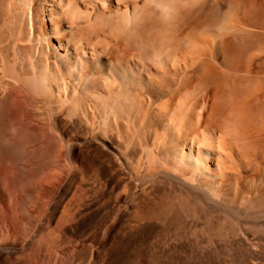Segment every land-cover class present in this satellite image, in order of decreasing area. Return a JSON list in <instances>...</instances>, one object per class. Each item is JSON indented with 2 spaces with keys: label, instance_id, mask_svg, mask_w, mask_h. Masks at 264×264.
I'll return each instance as SVG.
<instances>
[{
  "label": "bare ground",
  "instance_id": "obj_1",
  "mask_svg": "<svg viewBox=\"0 0 264 264\" xmlns=\"http://www.w3.org/2000/svg\"><path fill=\"white\" fill-rule=\"evenodd\" d=\"M11 1L7 0L6 8V0H0V22L3 23L4 18L6 19L9 15L8 24L3 26L5 22L0 23V47L2 46V50L5 52L1 50L4 55L1 52L0 60L5 63L6 59V65L0 63V66L3 65V68L8 72L5 79L0 75L4 79L0 78V264H229L232 262L236 264H264V118L261 115H259L262 118L260 120L256 117L253 118V116H257L255 114L256 107L260 106L262 109L261 104H264V89H262V94L257 91L258 94L254 91L256 95L252 93L253 91L250 92V95H255L251 99L246 96L248 92L245 93L246 97H239V95H244L241 93L243 88L240 89V92L235 88L232 96L233 101L227 109L229 113L226 114L225 110V114L228 116L230 114L234 122V125L231 121L229 122L231 127H234L233 132L232 129L222 130L221 134L222 136L225 132L227 134L232 132L229 133L232 135V140H226L222 136L218 146H206L208 143L205 142V145L201 140L200 134L202 133L198 134L193 131L196 128L197 132L198 127L192 126L194 121L190 116L200 117L199 115H201L194 114L196 112L193 107L195 104L192 106L194 112L190 114L185 112L190 118L188 122L186 121L188 118L185 117L186 120H177L175 115L178 110L176 108L173 110L175 104H179L177 107L180 108L186 107L185 104L180 105V100L183 98L182 92H185L187 87L190 89L193 82H191V86H189L190 83L184 88L185 91L183 84L188 81L184 78L182 79L183 83L181 82L179 85L177 84L179 81H176V88L159 89L160 87L154 83L151 76L145 78L143 73H148L149 70H143L133 64L138 59L136 58L138 53L131 51L136 54L135 57L133 53L128 52L130 57L126 58L128 54L122 47L126 55L124 56L125 63L122 62L124 64L119 60L115 61L122 54L119 49V54L115 52L116 50L114 51L118 54L113 56L114 60L112 57L108 58L107 54L105 57L89 53L91 47L88 46V42L90 40L86 42L82 38L83 35H77L78 31L86 27H75L66 34L62 29L64 25L54 19L55 16L58 17L57 14L61 11V5L65 0L50 2L49 17L54 19L55 24L57 23L51 28H48L44 23L39 24V16L35 7L37 0H13L14 3ZM145 1L147 2V0ZM165 1L166 5L164 6L163 1L158 3L163 6L158 5L159 9H167L171 5L174 8L175 4L167 3L168 0ZM179 1L182 2V0ZM235 1L205 0L204 3H208L211 7L222 8V10L216 9L221 12L219 19L215 17L214 23H212L209 22V17L208 21L206 20L209 23L203 21L206 24L203 23L197 29L193 28L195 29L193 33L196 30L200 31L201 28L208 29L218 26L220 21L236 13V5L241 0ZM172 2L175 3L173 0ZM244 3L248 6V10L250 9V12L247 9L244 10L248 14V21L245 24L248 26L250 24L252 28H255L253 35H260L264 38V25H262L264 24V0H246ZM246 5L244 4L243 7L246 8ZM243 7L241 5L240 8ZM240 8L239 10H241ZM169 9L175 11L176 8ZM184 9L185 6L182 11L178 9L176 12L180 11L182 14L184 11V15L189 14L190 11H186L190 8H186V11ZM200 9L202 8L200 7ZM67 11H65V15H68ZM213 11L212 14L215 13ZM96 12L94 15H98V10ZM167 12L165 13L167 14ZM206 12L209 11L205 9ZM104 13H99L97 18L94 16L93 18L96 19L94 22L99 21L97 19H100V15ZM165 13L164 15H166ZM205 13L204 16L207 14ZM209 14L211 15V13ZM67 19L68 17L65 20ZM134 19L135 23L138 19L136 17ZM157 20L161 19L153 20L156 25ZM101 22L104 23L105 19ZM136 22L138 23V21ZM243 22L245 21L243 20ZM230 23L226 25V28H230L225 29L226 31L222 29L221 34H224L223 31L226 32V35L236 33L242 27L241 31L245 32L244 23L237 27L235 25L239 23L236 21V24H232L235 27H231ZM96 25L99 24L96 23ZM133 25L135 26V24ZM160 25L166 30L165 24L164 26ZM166 25L168 24L166 23ZM27 26L30 28L33 26L34 41L37 44L43 43L44 34L45 36L47 34L55 35L54 39L52 37V40H55L54 43L51 40L44 41L40 54L37 55L38 57L36 56L35 60L32 59L34 55H31L30 45L17 47V44L15 46L16 40L12 39L18 27H23L24 31L21 29L23 33H19L17 37L22 38L23 35H26ZM187 26L189 27V25ZM251 27L246 30L249 31ZM131 29L121 42L124 43L130 38ZM90 30H95V28L92 27ZM84 31L86 32L83 30L82 33ZM96 31L103 30L100 28ZM133 31L136 34L139 32L138 30L136 32L134 28ZM98 33L96 36L99 35ZM87 34L88 32L85 36ZM235 35H231L233 41ZM27 36L29 40L31 37ZM136 36L134 35L133 38H137ZM221 36L219 35V37ZM214 37L213 39L216 38ZM170 38L167 39L171 40ZM187 38L186 36V40ZM240 39L238 38L237 41ZM259 40L256 41L258 44L262 42ZM11 41L15 43L12 45ZM92 41L95 42V40ZM147 41L144 40L143 44ZM163 41L166 39L163 38ZM94 42L93 46L96 45ZM188 42L184 44L187 45ZM228 42L226 40L221 45L226 46ZM218 43L220 44V41ZM29 44L31 43L29 42ZM143 44L141 43L144 47ZM129 45H131V41ZM132 45L130 48L135 47V44L132 43ZM249 46L253 48V44H249ZM258 47L257 51L264 53L263 44L262 47L261 45ZM117 48L115 46V49ZM155 48L152 47L149 50L152 51ZM260 48H262L261 51H259ZM36 51L35 53H37ZM106 52L109 53V50ZM233 53L235 52L233 51ZM45 54L46 59L43 56ZM154 58L157 60H153V62L161 61L155 55ZM262 59L264 61V58ZM262 66L264 68V65ZM212 68L214 66L208 69L214 70ZM205 70V73L202 71L204 76L209 73ZM241 70L239 71L241 72ZM199 72L201 71H196L198 74L195 75L200 76ZM238 72L235 71V74ZM244 73L246 74V72ZM184 75L186 74L184 73ZM190 76L187 78L191 81ZM198 76L195 78L197 79ZM241 76L243 77V75ZM230 78L232 79V77ZM233 79L235 80V78ZM248 79L250 78L248 77ZM226 80L222 81L226 82ZM254 80L253 82H255ZM222 81L219 82L221 85ZM242 82L244 84L245 80ZM248 82L252 81L248 80ZM248 82L246 81V83ZM212 84L215 86L214 83ZM252 84L249 86H252L251 90L259 91L254 87L257 82ZM225 92L227 93V91ZM205 97L207 98L208 94ZM229 98L231 99V97ZM229 98L226 97L227 100H230ZM173 100L180 101V103H174ZM204 100L206 101V99ZM157 101H162V104L159 106ZM201 103L199 104L198 101L197 106ZM209 107H214V105ZM186 109L189 111V108ZM198 109L197 111H199ZM222 109L224 110V108ZM258 109L257 111L264 112V109ZM222 115L224 114L222 113ZM262 116L264 117L263 114ZM210 118L208 117L209 121H206V117L203 118L205 122L200 120L206 125V122H210ZM190 120H192L190 125L194 129H191V126L187 128L185 125L190 123ZM200 120H197L196 123L199 124ZM220 122L218 120V125H212L218 132L220 125L225 124L224 127H221L222 129L229 126L225 121L224 124ZM204 126L202 125V127ZM206 138L208 137L205 136L203 140H207ZM212 144L214 143L212 142ZM244 150L245 152L248 150V155L253 151L254 155L258 151L257 154L260 153L258 157L262 158L263 162L258 161L260 164L257 163L254 166L253 162H249L252 157L255 159V155L252 157L246 155L250 158L247 159L245 153L243 154L246 158L242 156L244 161L248 160L249 162L246 161V163L252 164L255 169L252 174L245 177H241L238 173L230 174L231 181L233 180L236 185V190L231 197L232 193L230 194L226 189L227 185L222 178L231 166V169L235 168L234 171L237 172L242 169L234 160V156ZM209 162L214 163L215 169L207 166ZM227 163L232 165L228 168ZM241 184L242 187H240ZM191 230L193 232L190 234ZM228 230L229 232L231 230L230 234H227ZM98 245L100 249L97 248Z\"/></svg>",
  "mask_w": 264,
  "mask_h": 264
},
{
  "label": "rangeland",
  "instance_id": "obj_2",
  "mask_svg": "<svg viewBox=\"0 0 264 264\" xmlns=\"http://www.w3.org/2000/svg\"><path fill=\"white\" fill-rule=\"evenodd\" d=\"M8 1H11V0H8ZM15 1V0H14ZM14 1L12 0L11 2H13L14 3ZM47 1V2H46ZM51 1H53V0H37V4H36V13H37V15L39 16V24H42V23H44V25H46L48 28H51V26H55L56 24H55V22L53 21L54 19L55 20H57V22L59 21V22H61L64 26H63V32L64 33H69V31H71V29H75V27L76 28H84V27H86L85 29H83V30H86V32H88V34L85 36V34H86V32L83 34L82 33V31L83 30H81V31H78L77 33H79V34H77V35H83L82 36V38L86 41V42H88V40H90V41H92V40H95V42L94 41H92L91 43H90V41L88 42V46L89 47H91L90 48V51H89V53H91V54H93V55H101V56H107L108 58H110V57H112V60H114L115 58V56L116 55H118L119 53V50L120 51H122V52H120V54H121V56L120 57H118L119 59H117V60H115V61H118L119 60V62H124V61H126L125 60V57L124 56H126L125 55V53L127 52V54H128V52H130L131 53V51H133V52H135V53H138L137 54V57H136V54L135 53H133V55H135V57L136 58H138L137 60H136V62H134L133 64H135L136 66H138V68H142L143 70L144 69H147V70H149V72L148 73H143V74H145L144 76H145V78H148L149 76H151V78L154 80V83L156 84V85H158L160 88L159 89H164V88H166L167 89V87H169L170 89H172V87H177L176 85L178 84H181V82L183 81L182 79L184 78V80H187L188 81V83H184L183 85V89L184 88H186V86H188L191 82H193V86H191L192 85V83L189 85V86H191L190 87V89H189V87H187V90L186 89H184V91L185 92H182L183 93V98L180 100L181 101V103H180V101H177V102H179L180 103V105L181 104H185L184 106H186L185 108L183 107V108H180V107H177L178 105H176L175 104V106H174V108H173V110H175V108H176V110H178V112H177V114L174 116L177 120L179 119H185V118H188L186 121L188 122L189 121V119L191 118L193 121H194V123H192V120H190V123H186L185 125H186V127L188 128L189 126H191L190 124L192 123V126L193 125H195V127H198L197 128V132H196V128L194 129L192 126H191V129H194L193 131L195 132V133H198V134H200V133H202V134H200L201 135V140L204 142V144L206 145V143H208L206 146H210V145H214V147L217 145L218 146V143H219V141H220V137H225L226 138V140H230L232 137V135H230L232 132H233V128L234 127H231V124H229V122L231 121V123L233 124L234 122H233V120L231 119L232 117H231V115L229 114V116L228 115H226V114H228L229 112L227 111V109H228V107H229V104L230 103H232V101H233V91H235L236 89H238V91L240 92L241 90L240 89H242V91H241V93L242 94H244V95H239V97H246V96H248V98L250 97L251 99L253 98V96H255L256 95V93L257 92H261L260 94H262L263 92H262V89H264V72H263V70H264V68H263V66L262 65H264V61H262L263 59L262 58H264V56H263V54L264 53H262V52H258L257 50V46H259L260 47V45H261V47H262V44H263V48H264V38H262V36H257L256 34L255 35H253L254 34V32L253 31H255L254 29L255 28H252L251 26H250V24H249V26H248V24H245V23H247L246 21H248V14H246V11L244 12V10L245 9H247L248 10V6L246 5V3H244V1L246 2V0H241V2L243 1V3L246 5L245 7L246 8H244L243 6H244V4L243 3H241V2H239V3H237V5H236V13H234V14H232V15H230V16H228L227 18H225L223 21H220L221 23H223V24H221L220 22H219V24H217L218 26H215V27H213V28H201V29H199L200 31H198V30H196V31H194V33H193V30H195V29H197V28H199L201 25H203V21H205L206 22V20L208 21V18H209V22H212V23H214V18L216 17V18H218L219 19V13H221L220 11H217L216 9H218L219 10V8H220V10H222V8L221 7H211V6H209L208 5V3H204V1L205 0H182V2H180L179 0H173V1H175V3L174 2H172V0H170V2H169V0L167 1V3H172L173 5H174V8L173 7H169L168 6V10L167 9H164V8H161V9H159L158 7H160V6H158V5H161V7H163L164 5H166V1L165 0H147V2L145 1V0H120V1H116V0H65L64 1V3L61 5L62 6V9H61V11H59L58 12V14H57V16L58 17H54V19L53 18H51V17H49V5H50V2ZM161 1H163L164 3H162ZM235 1V0H234ZM238 1H240V0H238ZM237 0L235 1V2H238ZM39 2V3H38ZM162 3L163 4V6H162V4H158V3ZM186 2H191V4L189 5V3H186ZM6 8H7V5H8V2H7V0H6ZM41 3V4H40ZM134 3V4H133ZM145 3H147V4H145ZM185 3V4H184ZM195 3H197V5H195ZM183 4H184V6H185V11L187 10V9H189L190 8V10H187L186 12H188V11H190L189 12V14L188 13H186L185 15H184V11L182 12V14H181V12L180 11H182V9L184 8V6H183ZM200 4H202V5H200ZM204 4V5H203ZM168 5V4H167ZM199 5H200V7L202 8V9H200V7H199ZM241 5H242V9L240 8L241 7ZM65 8H64V7ZM135 6V7H134ZM138 6V7H137ZM191 6V7H190ZM38 7V8H37ZM68 7V8H67ZM72 9H71V8ZM110 7V8H109ZM140 7V8H139ZM199 7V8H198ZM210 7V8H209ZM67 8V9H66ZM102 10V11H99L100 9ZM132 8V9H131ZM137 8V9H136ZM157 8V9H156ZM169 8H172V9H175V11L174 10H171V9H169ZM180 10L179 12L177 11L176 12V10H178V9ZM187 8V9H186ZM196 8V9H195ZM239 8L241 9V10H239ZM103 9H104V11H103ZM199 9V10H198ZM205 9L206 10H208L209 12H206L205 13ZM67 10H70L71 12H68ZM96 10H98V12L99 13H103V12H105V13H107V14H101L100 15V19L101 18H103V19H105V22L104 23H100V21L101 20H103V19H97V20H99V21H95L94 22V20H96L95 18H97V16H99V13H98V15L96 14V15H94L95 13H97L96 12ZM109 10V11H108ZM114 10V11H113ZM153 10V11H152ZM162 10V11H161ZM200 11V12H198V11ZM213 12H215L214 14H212V11ZM8 11V10H7ZM44 11V12H43ZM65 11H67L68 13V15H65L64 13H65ZM112 11V12H111ZM159 11V12H158ZM168 11V12H167ZM196 11V12H195ZM203 13H202V12ZM211 11V12H210ZM249 12H250V9L248 10ZM38 12H40V13H38ZM108 12H109V14H108ZM117 12H119V14H116ZM147 12V13H146ZM152 12V13H151ZM156 14H155V13ZM165 12H167V14H169V15H167ZM170 12H171V15H170ZM176 12V13H175ZM243 12V13H242ZM7 13V12H6ZM9 13V12H8ZM115 13V14H114ZM164 13L166 14V15H164ZM181 15H180V14ZM195 13V14H194ZM196 13H198V14H196ZM204 13L206 14V16H204ZM209 13H211V15L209 14ZM241 13V14H240ZM112 14V15H111ZM199 14H201V15H199ZM209 14V15H208ZM246 14V15H245ZM6 15H8V14H6ZM121 15V16H120ZM137 15H138V17H137ZM193 15H195V16H193ZM218 15V16H217ZM64 16V17H63ZM94 16H96L95 18H93ZM105 16H107V17H105ZM155 16V17H154ZM163 16V17H162ZM171 16V17H170ZM176 16V17H175ZM178 16V17H177ZM183 17V19H181V17ZM184 16H185V19H184ZM247 18H246V17ZM6 17V16H5ZM60 17H61V19H60ZM68 17V19L67 20H65L66 18ZM117 17V18H116ZM129 17V18H128ZM136 17V19H138V20H136V21H138V23L135 21V23H134V18ZM145 17V18H144ZM161 17V18H160ZM165 17H166V20H165ZM174 17V18H173ZM186 17H187V19H186ZM192 17V18H191ZM202 17V18H201ZM62 18H64V19H62ZM76 18V19H75ZM119 18V19H118ZM124 18V19H123ZM141 18V19H140ZM161 19V20H163V21H161V20H157V25L156 24H154V19L156 20V19ZM163 18V19H162ZM170 18H171V20H170ZM176 18V19H175ZM234 18H235V20H234ZM239 18V19H238ZM244 18V19H243ZM247 20H246V19ZM7 19V20H6ZM4 18V25L3 26H5V24H8V20H9V15L7 16V18ZM93 19V20H92ZM118 19V20H117ZM141 21H140V20ZM169 19V20H168ZM242 19V20H241ZM63 22H62V21ZM65 20V21H64ZM108 20H110V21H108ZM174 20V21H173ZM186 20V21H185ZM211 20V21H210ZM239 20V21H238ZM243 20L245 21V22H243ZM91 21H93L92 23H91ZM107 21V22H106ZM142 21H143V23H142ZM160 21H161V23H160ZM175 21L177 22L176 24H175ZM183 21V22H182ZM235 21H236V23H239L238 25H235L236 27L237 26H241L242 24L241 23H244L243 24V26L245 25V27L246 28H244L245 29V32L244 31H241L242 29H243V27L242 28H240V29H238V30H240V31H238L237 30V32L235 33H231V34H228V35H226L225 33V29H229V28H226L227 26V24L229 25V23L231 24L230 26L231 27H233L232 26V24H234L235 23ZM87 22V23H86ZM120 22V23H119ZM140 22V23H139ZM171 22V23H170ZM209 22H206V23H209ZM1 24H3L2 22H0ZM91 23V25L90 26H88L89 24ZM96 23H98L99 25H96ZM147 23H148V25H147ZM162 24V26H164V24H165V28H166V30H164V28H161V25L160 24ZM166 23L168 24V25H166ZM170 23V24H169ZM206 23H204V25L206 24ZM211 23V24H212ZM226 23V24H225ZM235 23V24H236ZM109 24V25H108ZM133 24H135V26L133 25ZM137 24H139V25H141V26H138ZM180 24H185V25H180ZM189 25V27L187 26V25ZM224 24H225V26H224ZM241 24V25H240ZM128 25V26H127ZM151 25V26H150ZM154 25H155V27H154ZM199 25V26H198ZM248 27H247V26ZM254 25V24H253ZM256 25H260V24H256ZM262 25H264V24H262ZM100 26V27H99ZM127 26V27H126ZM137 26H138V28H137ZM156 26H160V27H156ZM187 26V27H186ZM220 26H221V28H220ZM234 26V27H235ZM1 27H2V25H1ZM28 27V28H27ZM26 27V31H27V33H26V35H23L22 36V38H18L17 36H18V34L19 33H23L22 32V30H23V27H18L17 29H16V31H15V36H14V38H12L13 39V41H15V42H13V41H11V44L13 45L14 43H15V46H16V44H17V47H21V46H24V47H27V46H29L30 48H31V51H32V53H31V55H34V56H32V59L34 58V60H35V58H36V56L37 55H39L40 54V51H41V49H42V44L44 43V41H47V40H51V41H53V43H54V41L55 40H52V37H53V39L55 38V35L54 34H47L46 36H45V34H44V41L42 40V42L43 43H38L37 44V42H35L34 41V33H33V31H34V28H33V26H31L32 28H30V26H27ZM58 27V26H57ZM87 27H90V28H87ZM92 27H94L95 28V30L97 29V30H100V28H101V30H103V31H96L99 35H97L96 36V32H95V30H92V31H94L93 33H92V31L90 30ZM132 29H131V28ZM144 29H143V28ZM153 27V28H152ZM192 27V28H191ZM225 27V28H224ZM249 27H251L250 28V30L249 31H247L248 29L247 28H249ZM133 28H134V30L136 29V32H137V30L139 31V32H137L139 35H141V36H136V35H138V34H136L135 33V31H133ZM155 28V29H154ZM160 28V29H159ZM168 28H170V29H168ZM193 28H195V29H193ZM216 28H218V29H216ZM220 28V29H219ZM239 28V27H238ZM22 29V30H21ZM27 29H29V30H27ZM130 29L132 30L131 31V33H132V35L134 36H136L137 38H133V36H132V38L133 39H135L134 41H133V39L131 38V36H130V38L129 39H127V40H125V42L123 43V41L121 42V40L126 36V34L130 31ZM146 29V30H145ZM222 29L223 30H225V31H223L224 32V34L222 33L221 34V31H222ZM247 29V30H246ZM253 29V30H252ZM31 30H32V33H31ZM91 32H90V31ZM174 30V31H173ZM192 30V31H191ZM19 31V32H18ZM24 31V30H23ZM28 31H29V33H28ZM148 31H149V33H148ZM150 31H151V33H150ZM155 31V32H154ZM157 31V32H156ZM172 31V32H171ZM247 31V32H246ZM82 34H81V33ZM146 32V33H145ZM158 32H160V33H158ZM174 32V33H173ZM243 32V33H242ZM96 33V34H95ZM141 33V34H140ZM145 33V34H144ZM153 33V34H152ZM154 33H156V34H154ZM32 34V35H31ZM92 34V35H91ZM158 34H160L159 36H158ZM170 34V35H169ZM218 36H217V35ZM236 34V35H235ZM27 35H30L29 36V40H28V36ZM162 35H163V37H162ZM171 37L170 39L171 40H169V39H167L168 37ZM213 35H216L215 37L216 38H219L218 40L213 36ZM219 35L221 36V37H219ZM224 35V36H223ZM233 35H235V37H233V39H234V41L231 39L232 38V36ZM240 35V36H239ZM242 35H244L243 37H242ZM247 35V36H246ZM156 36V37H155ZM166 38H165V37ZM186 36L188 37L187 38V40H186ZM204 36H205V38H204ZM207 36H210V37H207ZM215 38V39H213V37ZM252 36H253V38H252ZM12 37V36H11ZM98 37V38H97ZM190 37V38H189ZM206 37H207V39H206ZM212 37V38H211ZM240 37H241V39H240ZM260 40H262V42H260L259 44L256 42V41H258L259 39ZM48 38V39H47ZM91 38V39H90ZM157 38V39H156ZM159 38V39H158ZM162 38V39H161ZM163 38H164V40L166 39V41H163ZM211 38V39H210ZM240 39V40H242V41H244V42H242V41H240V40H238L237 41V39ZM257 38V39H256ZM33 39V40H32ZM46 39V40H45ZM74 39H75V37H74ZM182 39V40H181ZM190 41H189V40ZM222 41H221V40ZM229 39V40H228ZM249 39V40H248ZM254 39H256L255 40V42H253L254 41ZM18 40H19V42H18ZM144 40L145 41H147L145 44H143L144 43ZM159 40V41H158ZM185 40V41H184ZM191 40H193V41H191ZM226 40L227 41H229L228 43H226V44H228V45H221L222 43L224 44V42H226ZM231 40V41H230ZM251 40H252V43H251ZM259 40V41H260ZM20 41H21V43H20ZM31 43V44H29V42ZM33 41V42H32ZM97 41V42H96ZM128 41V42H127ZM131 41V45H129V42ZM139 41H141V42H139ZM151 41V42H150ZM156 43H155V42ZM162 41V42H161ZM172 41V42H171ZM174 41V42H173ZM189 41V42H188ZM220 41V44L218 43ZM93 42L94 43H96V45H94L93 46ZM120 44H119V43ZM135 42V43H134ZM158 42V43H157ZM185 42H188L187 43V45H185L186 43ZM34 43V44H33ZM37 45H36V44ZM125 43H127V45L129 46H127V45H125ZM132 43L133 44H135V47H136V45H138L136 48L134 47V48H130V46H133L132 45ZM141 43L144 45V47L141 45ZM154 43V44H153ZM185 43V44H184ZM204 43V44H203ZM206 43V44H205ZM140 44V45H139ZM179 44H180V46H179ZM183 44V45H182ZM249 44L250 45H252L253 44V48H252V46L250 47L249 46ZM27 45V46H26ZM40 45V46H39ZM118 45V46H117ZM120 45H122V46H120ZM151 45H154V46H151ZM159 45V46H158ZM230 45V46H229ZM245 45V47H242V46H244ZM254 45H257V46H255L254 47ZM34 46V47H33ZM36 46V47H35ZM115 46L116 47H118L117 49H115ZM120 46V47H119ZM126 46V47H125ZM151 46V47H150ZM175 48H174V47ZM233 46V47H232ZM249 48H248V47ZM38 47V48H37ZM93 47H95V48H93ZM122 47H123V49L125 50V53H124V50H122ZM125 47V48H124ZM141 47V48H140ZM152 47H156L155 49H153L152 51L154 52H152L151 50H149L150 48L152 49ZM158 47V48H157ZM178 47V48H177ZM219 47H220V49H219ZM221 47H222V49H221ZM223 47H224V49H223ZM226 47V48H225ZM258 47V48H259ZM1 49H0V54H1V52L3 51L2 50V46L0 47ZM33 48H35V49H33ZM121 48V49H120ZM127 48V49H126ZM205 48V49H204ZM211 48V49H210ZM228 48H231V49H228ZM36 49H37V51H36ZM119 49V50H118ZM136 49H139V50H136ZM147 49V50H146ZM176 49V50H175ZM218 49H219V51H221L220 53H219V51H218ZM248 49H250V50H248ZM261 49L262 48H260V50L259 51H261ZM2 50V51H1ZM102 50V51H101ZM109 50V53H107L106 51H108ZM116 50V51H115ZM143 50V51H142ZM146 50V51H145ZM235 52V53H233V51ZM239 50H241V51H239ZM243 50V51H242ZM256 50V51H255ZM35 51L37 52V53H35ZM104 51V52H103ZM117 52V53H115V52ZM140 51V52H139ZM163 53H162V52ZM173 51V52H172ZM218 51V52H217ZM239 53H238V52ZM4 52V51H3ZM2 52V53H3ZM111 52V53H110ZM150 52H151V54H150ZM237 52V53H236ZM264 52V51H263ZM5 53V52H4ZM4 53H3V55H4ZM34 53V54H33ZM130 53L128 54V56L126 57V58H129L130 57ZM131 53V54H132ZM140 53H142V54H140ZM144 53H146V54H148V55H145ZM107 54V55H106ZM110 54V55H109ZM124 54V55H123ZM143 54H144V56H143ZM262 54V55H261ZM152 55V56H151ZM154 55L156 56V57H158V58H160L161 59V61H156V62H153V60L155 61V60H157V58L155 59L154 58ZM168 55V56H167ZM44 56V58L45 57H47L46 56V54L45 55H43ZM114 56V57H113ZM146 56H148V57H146ZM151 56V57H150ZM235 56V57H234ZM251 56V57H250ZM253 56H256V57H254L253 58ZM38 57V56H37ZM50 57V56H49ZM124 57V58H123ZM148 59V58H150L151 60V63H150V61H148L146 58ZM197 57V58H196ZM210 57V58H209ZM247 57V58H246ZM124 59L123 61H121L122 59ZM141 58V59H140ZM143 58H145V60H143ZM162 58H164V59H162ZM252 58V59H251ZM257 58V59H256ZM37 59V58H36ZM46 59V58H45ZM166 59V60H165ZM236 59V60H235ZM251 59V60H250ZM139 60V61H138ZM142 60V61H141ZM204 60H205V62H204ZM234 60V61H233ZM237 60H238V62H237ZM245 60V62H243ZM248 62H247V61ZM1 61V60H0ZM201 61H203V62H201ZM231 61V62H230ZM259 61V62H258ZM5 63H6V59H5V61H4ZM197 64H196V63ZM199 62H201V64H198ZM211 63V65H208L209 63ZM214 62V63H213ZM257 62V63H256ZM1 64L3 63L2 61L0 62ZM5 63H3V65L5 64ZM125 63V62H124ZM124 63H122V64H124ZM232 65H231V64ZM240 63V64H239ZM244 63L246 64L245 66H244ZM250 63V64H249ZM216 64V65H215ZM236 64V65H235ZM249 64V65H248ZM261 64V65H260ZM3 65H1L0 67V75L5 79L6 78V73H8L6 70H5V68H3ZM6 65V64H5ZM198 65V66H197ZM200 65V66H199ZM208 65V66H207ZM228 65H229V67H228ZM245 67V69H244V67ZM253 65H255V66H253ZM206 66V67H205ZM214 66V68H212V69H214V70H209L208 68H210L211 69V67H213ZM230 66H231V68H230ZM238 66V67H237ZM258 66V67H257ZM5 67V66H4ZM148 67V68H147ZM208 67V68H207ZM219 67H221V68H219ZM235 67V68H234ZM3 68V69H2ZM229 68V69H228ZM237 68H238V70H237ZM257 70H256V69ZM261 68L262 69V71H261V69L259 70V69ZM203 69V70H202ZM205 69H208V70H205ZM240 69H242L241 70V72L239 71ZM201 71V72H199L201 75L200 76H198V75H195V74H198V73H196V71ZM204 70L207 72V71H209V73L210 74H212V73H214V74H212V75H210L209 73H207L205 76H204ZM216 70H217V72H216ZM228 70H229V72H228ZM231 70H233V71H231ZM244 70V71H243ZM258 70H259V72H258ZM194 71H195V73H194ZM204 73H203V72ZM212 73H211V72ZM215 71V72H214ZM223 71H225V72H223ZM235 71L236 72H238L237 74H235ZM257 71V72H256ZM2 72V73H1ZM4 72V73H3ZM181 72V73H180ZM228 72V73H227ZM234 72V73H233ZM244 72H246V74L244 73ZM260 72H262V73H260ZM184 73L186 74V75H184ZM202 73H203V75H202ZM240 73V74H239ZM248 73V74H247ZM250 73H252V74H250ZM257 73V74H256ZM3 74V75H2ZM194 74V75H193ZM208 74H209V76H208ZM215 74H217V77H215ZM233 74V75H232ZM250 74V75H249ZM257 75V76H255V75ZM260 74V75H259ZM189 75H191L190 77H191V81L187 78ZM241 75H243V77L241 76ZM246 75V76H245ZM248 75V76H247ZM262 75V76H261ZM0 76V78H2ZM5 76V77H4ZM147 76V77H146ZM183 76V77H182ZM196 76H198L197 77V79L195 78ZM203 76V77H202ZM214 78H213V77ZM220 76V77H219ZM235 76V77H234ZM238 76H241V77H239V78H236V77H238ZM245 76V77H244ZM251 76V77H250ZM189 77V78H190ZM205 77V78H204ZM211 77V78H210ZM228 77H229V80H228ZM230 77H232V79L230 78ZM248 77L250 78V79H248ZM257 77H259V78H257ZM2 78V79H3ZM204 79V81H203V79ZM209 78V79H208ZM213 78V79H212ZM222 78V79H221ZM233 78H235V80L233 79ZM242 80H241V79ZM260 78H262V79H260ZM3 79V80H4ZM199 79V80H198ZM207 79V80H206ZM227 79V80H226ZM255 81V82H253V80ZM193 80V81H192ZM196 80H198L197 81V83H195L196 82ZM201 80H202V82H201ZM206 80V81H205ZM222 80H226V82H223ZM231 80H232V84H231ZM234 80V81H233ZM241 80V81H240ZM243 80H245V82H244V84H243ZM248 80H251L252 82H248ZM259 80V81H258ZM176 81H179V82H177V84H176ZM186 81V82H187ZM201 83H203V84H201ZM216 81V82H215ZM220 81H222V85H223V87H220V86H222L221 85V83H219ZM229 81V82H228ZM237 81V82H236ZM239 81V82H238ZM246 81L248 82V83H246ZM262 81V82H261ZM185 82V81H184ZM204 82H205V84H204ZM256 82H257V84L259 85H257L256 84ZM172 83H174V84H172ZM183 83V82H182ZM194 83H195V85H194ZM201 85H200V84ZM212 83H214V85L215 86H213V84ZM219 83V84H218ZM238 83V84H237ZM252 83H254V84H256L254 87L256 88V89H259V91L258 90H255L254 88V90H251L252 89V86H253V84H252V86L251 87H249L250 85ZM197 84V85H196ZM211 84V85H210ZM226 84H228V86H226ZM240 84H242V85H244V86H241ZM246 84V85H245ZM261 84H263V85H261ZM231 85V86H230ZM236 85H240L241 86V88H240V86L237 88L236 87ZM227 87V89H226V87ZM230 86V87H229ZM249 88H248V87ZM262 86V87H261ZM162 87V88H161ZM212 87V88H211ZM214 87V88H213ZM234 87V88H233ZM244 87H245V90H247V91H245L244 90ZM258 87V88H257ZM174 88V89H175ZM210 88V89H209ZM216 88V89H215ZM221 88V89H220ZM226 89V90H223V89ZM232 88V89H231ZM236 88V89H235ZM215 89V90H214ZM218 89V90H217ZM250 89V91H248ZM261 89V90H260ZM211 90H214V91H211V93L215 96H213L211 93H210V91ZM231 90V91H230ZM200 91V92H199ZM203 91V92H202ZM207 91H208V93H207ZM220 91H221V93H220ZM222 91H223V93H222ZM225 91H227V93L225 92ZM229 91V92H228ZM243 91H244V93H243ZM253 91V92H252ZM256 93H255V92ZM264 91V90H263ZM199 92V93H198ZM201 92H202V94H201ZM206 92V93H205ZM218 92V93H217ZM246 92H248L247 94H246V96H245V93ZM250 92H252V93H255V95L253 94H251L250 95ZM205 93V94H204ZM230 93V95H228ZM199 94V95H198ZM206 94H208V97L206 98L205 97V95ZM212 95V97H210L211 95ZM240 94V93H239ZM250 96H249V95ZM258 94V93H257ZM252 96V97H251ZM194 97V98H193ZM197 97V98H196ZM200 97H201V99H206V101L207 100H209V101H203V100H201L200 99ZM214 97V98H213ZM225 97V98H224ZM226 97H227V99L229 98V97H231V99L230 100H227L226 99ZM262 97V96H261ZM210 98V99H209ZM219 99H221V100H225V101H220ZM243 100L245 99V98H242ZM262 99V98H261ZM193 100V101H192ZM212 100V101H211ZM242 100V101H243ZM174 101V100H173ZM198 101H199V104L201 103V105H198L197 106V104H198ZM211 101V102H210ZM177 102H175L174 101V103H177ZM196 102V103H195ZM210 102V103H209ZM219 102H221V103H219ZM225 102H227V103H225ZM218 103V104H217ZM157 104H159V106L162 104V101H157ZM189 104H190V106H189ZM195 104V106H193ZM202 104H203V106H202ZM205 104V105H204ZM207 104V105H206ZM228 104V105H227ZM183 105H181V106H183ZM211 105H214V107H209V106ZM218 105V106H217ZM223 107H222V106ZM157 106V105H156ZM195 107L194 109H196V112H194V109H193V107ZM201 106V107H200ZM208 106V107H207ZM258 106V105H257ZM261 106H262V109H261V107L258 109L257 107H256V112H255V114L257 115V116H253V118L254 117H256V119L257 118H259V120H260V118L262 117V118H264L263 116H262V114L264 115V112H262L261 113V111H257V109L258 110H263L264 109V104H261ZM196 107H200L199 109L198 108H196ZM203 107V108H202ZM219 107H220V109H222V108H224V110H223V114L225 115H222V113H221V111H219L220 109H219ZM227 107V108H226ZM179 108V109H178ZM186 108H189V111H186L187 109ZM208 109V112H207V109ZM210 108V109H209ZM213 108V111H211V109ZM181 109V110H180ZM186 109V110H185ZM193 111H192V110ZM197 109L199 110V111H197ZM217 109H219L217 112H216V110ZM191 110V111H190ZM201 110H203V111H201ZM205 110V111H204ZM225 110H226V114H225ZM201 111V112H200ZM264 111V110H263ZM185 112H188V114H190V113H192V112H194V114L196 113L197 114V116L199 115V114H201V115H199L200 117H196V115H192V116H190V118L188 117V114L187 113H185ZM200 112V113H199ZM204 112H207V113H204ZM209 112H211V113H213V114H210ZM214 112H216V113H214ZM218 112H220V113H218ZM205 115H204V114ZM218 113V114H217ZM261 113V114H260ZM209 116H208V115ZM180 115V116H179ZM204 117H203V116ZM222 115V117H220ZM259 115H261V117L259 116ZM210 116H211V118H210ZM224 116V117H223ZM227 116H228V118H227ZM183 117V118H182ZM185 117V118H184ZM205 119V117H206V121H209V119H208V117L210 118V122L208 123V122H206V125H205V120L203 119V118ZM220 118V119H219ZM261 118V119H262ZM196 119V120H195ZM204 121L203 123H202V121ZM225 119V120H224ZM227 119H228V121H227ZM229 119H231V120H229ZM255 119V118H254ZM197 120H200L199 121V124H198V122L196 123V121ZM221 121V122H223V124L225 123V122H227L226 123V125H228L229 124V126L226 128V129H228V130H226V129H222L221 127H224V125H220V129H219V132H218V130L216 131L215 130V128L213 127L214 125L216 126V125H218V123H217V121ZM225 121V122H224ZM211 122H214V123H211ZM216 122V123H215ZM220 122V123H221ZM201 123V124H200ZM207 123H208V125H207ZM188 124V125H187ZM209 124H210V126H209ZM222 124V123H221ZM202 125L204 126V127H202ZM213 125V126H212ZM234 125V124H233ZM232 125V126H233ZM207 126L210 128V127H212V128H210V130H209V128L207 129ZM229 127H231L230 129H229ZM190 128V127H189ZM130 129V128H129ZM191 129H189V130H191ZM207 129V130H206ZM232 129V132L229 134H227L226 132L221 136V134L223 133V131L222 130H224V131H229V130H231ZM209 130V131H208ZM220 130H221V132H220ZM130 131H132L131 129H130ZM129 131V132H130ZM192 131V132H193ZM199 131V132H198ZM191 132V131H190ZM204 134H205V136L206 137H208V138H206L207 140H203V138H205V136H204ZM208 135V136H207ZM229 135V136H228ZM202 136H204V137H202ZM210 136H211V138H210ZM227 136V137H226ZM230 137V138H229ZM213 140V141H212ZM232 140V139H231ZM208 141V142H207ZM218 141V142H217ZM206 142V143H205ZM210 142V143H209ZM212 142L214 143V144H212ZM217 148V147H216ZM242 152V153H241ZM240 153H237L234 157V160L236 161V163L238 164V166H241L242 167V169L241 170H239V172H237V171H234V170H236L235 168H233V170L231 169L232 168V164L230 163H227L228 164V168L230 167V169H228V170H226V174H225V176H223V178H222V180L226 183L225 185H227L226 186V189H228L229 190V192H230V194H231V197L233 196V192L236 190V185H235V183L233 182V180L231 181V175L230 174H233V173H238V174H240V176L241 177H245V176H248V174L250 175V174H252V172H253V169H255L254 168V166H255V164H257L258 163V161L261 163V162H263L261 159L262 158H259L258 156H260V153L259 154H257L258 153V151L256 152V154H252V153H255L254 151L252 152V153H250L249 155H248V150L245 152V150L244 151H241ZM245 153V154H244ZM250 156V157H252V155L255 157V159L252 157V159L254 160V161H251L252 159H250L249 157H247L246 156V158L247 159H250V162L248 161V160H246L247 162H249V163H252V164H254V166L251 164V165H249L248 163H246V161H244V159L242 158V156L245 158V156ZM245 158V159H246ZM256 159H257V161H256ZM241 161V162H240ZM245 162V163H244ZM260 163H258V164H260ZM208 167H212V169H215V165H214V163L213 162H209L208 163V165H207ZM252 167V168H251ZM229 172V173H228ZM236 176H238V175H236ZM225 177V178H224ZM239 177V176H238ZM233 182V183H232ZM231 186V187H230ZM239 186V185H238ZM243 185L241 184L240 185V187H242ZM230 188V189H229ZM239 202V199L237 200V203ZM193 231L191 230L190 231V234L192 233ZM229 232V230L227 231V234H230V232H231V230H230V232ZM97 248H99L100 249V246L98 245L97 246ZM229 264H236L235 262L233 263H229Z\"/></svg>",
  "mask_w": 264,
  "mask_h": 264
}]
</instances>
